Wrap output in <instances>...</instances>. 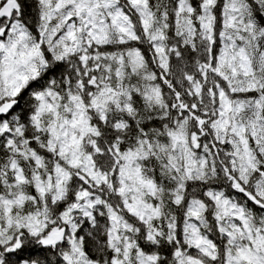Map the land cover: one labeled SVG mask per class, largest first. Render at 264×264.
<instances>
[{"label":"snow or ice","instance_id":"6c2138e0","mask_svg":"<svg viewBox=\"0 0 264 264\" xmlns=\"http://www.w3.org/2000/svg\"><path fill=\"white\" fill-rule=\"evenodd\" d=\"M0 264H264V0H0Z\"/></svg>","mask_w":264,"mask_h":264}]
</instances>
